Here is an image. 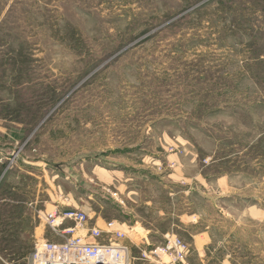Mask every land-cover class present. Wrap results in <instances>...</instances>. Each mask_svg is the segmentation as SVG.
Masks as SVG:
<instances>
[{
	"label": "rangeland",
	"instance_id": "374dc122",
	"mask_svg": "<svg viewBox=\"0 0 264 264\" xmlns=\"http://www.w3.org/2000/svg\"><path fill=\"white\" fill-rule=\"evenodd\" d=\"M70 210L264 264V0H0V264Z\"/></svg>",
	"mask_w": 264,
	"mask_h": 264
},
{
	"label": "built area",
	"instance_id": "2783aa9c",
	"mask_svg": "<svg viewBox=\"0 0 264 264\" xmlns=\"http://www.w3.org/2000/svg\"><path fill=\"white\" fill-rule=\"evenodd\" d=\"M67 220L78 223L86 235H73L60 243H39L36 264H130V247L125 245V241L129 239L131 228L123 230L116 222L89 228L88 216L72 210L55 219V223L60 225ZM66 233H75V229H67ZM188 253L187 243L173 236L160 247L142 251V256L144 260L166 257L169 259L167 264H186Z\"/></svg>",
	"mask_w": 264,
	"mask_h": 264
},
{
	"label": "bare ground",
	"instance_id": "6f19581e",
	"mask_svg": "<svg viewBox=\"0 0 264 264\" xmlns=\"http://www.w3.org/2000/svg\"><path fill=\"white\" fill-rule=\"evenodd\" d=\"M129 233H132L133 231H132V229L130 230V231H128Z\"/></svg>",
	"mask_w": 264,
	"mask_h": 264
},
{
	"label": "crops",
	"instance_id": "0c3cea01",
	"mask_svg": "<svg viewBox=\"0 0 264 264\" xmlns=\"http://www.w3.org/2000/svg\"><path fill=\"white\" fill-rule=\"evenodd\" d=\"M204 236V235H203ZM203 236L201 237L202 239H206L205 237L203 238ZM197 238V237H196Z\"/></svg>",
	"mask_w": 264,
	"mask_h": 264
}]
</instances>
